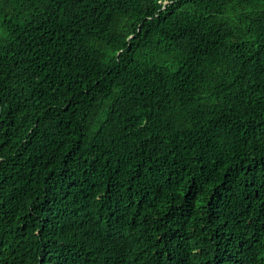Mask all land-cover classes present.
Segmentation results:
<instances>
[{
	"label": "trees",
	"instance_id": "1",
	"mask_svg": "<svg viewBox=\"0 0 264 264\" xmlns=\"http://www.w3.org/2000/svg\"><path fill=\"white\" fill-rule=\"evenodd\" d=\"M0 264H264V0H0Z\"/></svg>",
	"mask_w": 264,
	"mask_h": 264
}]
</instances>
